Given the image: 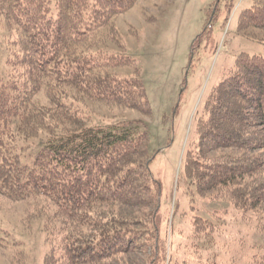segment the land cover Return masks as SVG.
<instances>
[{
	"label": "trees",
	"instance_id": "16d2710c",
	"mask_svg": "<svg viewBox=\"0 0 264 264\" xmlns=\"http://www.w3.org/2000/svg\"><path fill=\"white\" fill-rule=\"evenodd\" d=\"M137 1L56 0L52 6L50 0H0V15L17 32L10 71L0 73V192L12 199L40 198L53 207L48 223L57 226L48 229L47 239L52 247L50 237L58 236L59 254L50 249L42 264L123 262L138 254L141 264L160 262V184L149 170L146 123L124 119L104 126L84 124L74 104L79 100L69 95L74 90L92 101L150 112L138 76L121 79L107 73L121 66L118 54L89 46L103 28L113 36L114 18ZM237 20L244 35L264 31V0H252ZM24 65L26 76L17 71ZM44 80L56 87L53 114L41 115L44 109L35 113L47 127H54L56 118L70 128L48 129L36 149L23 154L11 135L20 127L26 130L30 118L34 121L29 108ZM38 124L34 121L32 127ZM193 143L183 172L194 186L190 240L197 250L191 251L196 262L185 259L183 264H200L207 257L203 250L233 212L242 219L262 212L256 207L264 203V57L237 55L207 95ZM217 150L235 154L209 156ZM197 199H225L230 207L202 216ZM2 243L7 236L0 228ZM260 248L255 264H264V241Z\"/></svg>",
	"mask_w": 264,
	"mask_h": 264
},
{
	"label": "rangeland",
	"instance_id": "374dc122",
	"mask_svg": "<svg viewBox=\"0 0 264 264\" xmlns=\"http://www.w3.org/2000/svg\"><path fill=\"white\" fill-rule=\"evenodd\" d=\"M50 1L54 6L56 0ZM251 1L138 0L130 10L114 18L113 36L108 28L92 36L89 44L92 49L118 54L121 66L108 69L109 75L121 79L136 75L141 79L150 108L147 115L120 105L89 100L74 90L69 94L79 100L80 103L74 104L84 124L104 126L124 119H142L146 123L149 170L160 184L161 246L157 264H183L185 259L196 262L191 252H196L197 246L190 240L189 210L194 186L184 179V161L189 148H194L197 120L213 86L228 74L241 52L264 57V31L249 30L244 35L246 32H239L237 27L240 11ZM16 33V27L8 25L0 15L3 75L10 71L8 60L15 54L11 41ZM17 67V71L27 69L25 65ZM24 71L21 73L26 76L28 72ZM55 88L52 81L44 80L32 98L29 115L42 125L32 127L34 121L29 117L26 130L20 127L11 135L21 153L33 152L48 129L70 128L69 123L60 124L55 117L51 121L55 126L47 127L43 124L45 119L40 120L34 111L44 109L41 115L45 117L53 114ZM30 127L34 130L28 131ZM222 153L235 154L231 150H217L209 156ZM194 204L202 216L230 207L225 199H197ZM256 209L262 212H251L246 219L239 212L231 214L229 210L231 217L228 216L223 231L203 250L207 257L200 264L257 263L255 254L263 250L260 246L264 241V203ZM52 210L50 203L40 198L12 199L0 192V228L7 236V243L0 244V264H42L50 249L59 254L58 236L50 237L52 247L47 239L48 229L54 224L48 223ZM138 258L139 254L123 262L102 264H141Z\"/></svg>",
	"mask_w": 264,
	"mask_h": 264
},
{
	"label": "crops",
	"instance_id": "0c3cea01",
	"mask_svg": "<svg viewBox=\"0 0 264 264\" xmlns=\"http://www.w3.org/2000/svg\"><path fill=\"white\" fill-rule=\"evenodd\" d=\"M136 3H137V2H136ZM136 3H135V4H136ZM130 9H131V8H130ZM130 9H129V10H130ZM126 12H127V11H126Z\"/></svg>",
	"mask_w": 264,
	"mask_h": 264
}]
</instances>
